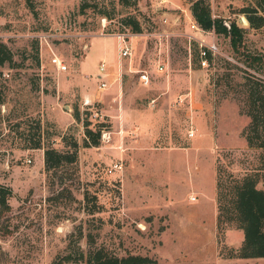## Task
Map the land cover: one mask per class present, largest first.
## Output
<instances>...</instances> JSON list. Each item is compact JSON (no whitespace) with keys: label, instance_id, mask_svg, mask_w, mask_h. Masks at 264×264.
<instances>
[{"label":"rangeland","instance_id":"374dc122","mask_svg":"<svg viewBox=\"0 0 264 264\" xmlns=\"http://www.w3.org/2000/svg\"><path fill=\"white\" fill-rule=\"evenodd\" d=\"M206 2L213 17L244 30L247 50L264 53V28L250 29L236 12L255 0ZM128 14L139 20L141 33L156 35L120 26ZM190 19L188 0H0V44L14 62L0 68V185L11 190L9 212L0 219V264H56L66 253L85 252L87 235L93 248L158 264H264L226 258L242 233L215 226L216 169L240 177L264 152L248 149L241 136L248 122L240 114V70L246 68L226 39L200 36ZM117 35L132 36L130 62L121 63L125 72L118 68ZM200 40L217 50L207 67L192 57V43ZM52 54L65 72L49 66ZM99 64L105 66L103 90L95 78ZM140 70L147 86L137 79ZM83 93L91 96L87 106ZM75 109L91 129L106 126L98 147H81V122L66 127ZM134 110L143 129L130 120L120 124L121 111L131 116ZM36 121L44 145L60 151L61 135L76 140L74 164L46 176L38 153L22 149ZM112 163L121 171L108 174ZM84 194L95 196L103 211L87 215Z\"/></svg>","mask_w":264,"mask_h":264},{"label":"trees","instance_id":"16d2710c","mask_svg":"<svg viewBox=\"0 0 264 264\" xmlns=\"http://www.w3.org/2000/svg\"><path fill=\"white\" fill-rule=\"evenodd\" d=\"M29 3V0H26ZM122 5H135L136 0H119ZM192 19L202 31H212L216 36H222L227 41L228 48L238 62L246 69L240 70L243 74L242 88L243 108L240 114L248 122L241 131L248 149L264 151V53L251 52L244 46V30L237 27L232 21H225L213 17L206 0H188ZM237 13L244 16L250 29L264 28V0H255L254 6H243ZM104 14V13H103ZM119 25L127 28L133 34L142 31L139 20L134 15H125L120 18ZM203 58L209 63L211 55L205 50ZM199 48L192 43V57L199 58ZM32 58L38 64L37 44L32 47ZM13 56L9 49L0 44V68H12ZM227 64V63H226ZM229 65V64H227ZM1 77V72H0ZM0 89V106L3 103ZM73 121L82 123V148L98 147L102 125L90 128L87 120L80 119L77 109L71 113ZM103 128H106L104 126ZM23 135V150H42V166L46 176L57 171L63 165L74 164L77 157L78 144L72 136L61 135L59 142L63 150H56L51 143L43 144L45 137L39 121L29 127ZM11 190L0 185V219L9 212L8 199ZM83 210L87 215L103 211L95 196L83 195ZM215 226L217 229L231 228L242 233V240L236 249H229L226 258L253 260L264 259V152L256 157V163L249 171L240 177H233L219 168L215 173ZM94 241L90 235L86 236L87 249L79 251L74 257L70 253L64 254L56 264H158L152 259L139 255L116 256L103 248H93Z\"/></svg>","mask_w":264,"mask_h":264},{"label":"built area","instance_id":"2783aa9c","mask_svg":"<svg viewBox=\"0 0 264 264\" xmlns=\"http://www.w3.org/2000/svg\"><path fill=\"white\" fill-rule=\"evenodd\" d=\"M162 2L164 0H161ZM164 23H165V19H163ZM189 28L191 29V31L198 33L200 36H202V34H206V35H210L213 34L212 31H202L195 23V21L193 19H190L189 21ZM135 35H141L144 37H153L156 35L154 30H148V31H144L142 33L139 34H135ZM214 35V34H213ZM132 38V36H128V35H117L115 36V39L117 41V48H118V60H129L131 58L132 55V49L131 46L129 44V40ZM203 42L200 40L197 44V47L199 48V59H200V66L201 67H207L208 63L207 61L203 58L204 56V51H202V49H205L210 55L211 57L214 56L217 53L216 47L215 45L210 42L208 44H202ZM48 64L49 66H51L57 73H62L66 71V66L55 56L52 54V56H50L49 60H48ZM156 70L158 72H162L163 71V66L158 64V66H156ZM97 74L95 76L96 80L98 81V89L99 90H103L106 88V84L103 82V78L105 77V66L103 64H99L98 69H97ZM138 74V81L142 86H147L149 84V78L148 75L145 71L140 70L137 71ZM82 105L83 106H87L89 105V102L83 98L82 100ZM149 106L153 107L154 106V100H150L149 101ZM187 136L190 138L191 136H193V131H189L187 133ZM100 138L101 140H106V135L104 133L100 134ZM29 160H26V163H29ZM115 171H121V165L119 163H112L109 168L107 169V173L111 174L112 172ZM191 201L193 200V198L190 199Z\"/></svg>","mask_w":264,"mask_h":264},{"label":"crops","instance_id":"0c3cea01","mask_svg":"<svg viewBox=\"0 0 264 264\" xmlns=\"http://www.w3.org/2000/svg\"><path fill=\"white\" fill-rule=\"evenodd\" d=\"M111 37V36H110ZM113 38V37H112ZM115 38V37H114ZM131 59V58H130ZM130 59H129V62H130ZM117 61H118V68H119V71H127L126 70V68H122V65H121V63L122 62H124V60H118L117 59ZM129 70H131V68L129 67ZM109 71V70H108ZM107 71V72H108ZM58 93V92H57ZM56 93V94H57ZM58 95H59V93H58ZM83 97H85V98H87L89 101H91V96L90 95H88V94H86V93H83ZM65 108V107H64ZM127 113V112H126ZM126 113L125 112H123V111H121V114H120V124L122 125V124H124L127 120H130V121H132V122H134V124L136 125V128L137 129H140V128H142L143 129V126L144 125H141L142 124V120L141 119H139V117L140 116H138V112L136 111V110H134V113L131 115V116H128V115H126ZM68 115V114H67ZM142 116V115H141ZM69 117H70V120H69V122L67 123V125H66V127H68L69 125H71L72 123H73V119L71 118V116L69 115ZM130 117V118H129ZM133 119H135V121H133ZM140 120V121H139ZM110 123V122H109ZM133 124V123H132ZM110 125H111V123H110ZM65 127V128H66ZM65 128L62 130V131H64L65 130ZM116 132V131H115ZM37 153H38V155H39V158L41 157V163H42V152L40 151V150H35ZM35 151H30V152H35Z\"/></svg>","mask_w":264,"mask_h":264},{"label":"bare ground","instance_id":"6f19581e","mask_svg":"<svg viewBox=\"0 0 264 264\" xmlns=\"http://www.w3.org/2000/svg\"><path fill=\"white\" fill-rule=\"evenodd\" d=\"M85 99L89 102V100L87 98H85Z\"/></svg>","mask_w":264,"mask_h":264},{"label":"water","instance_id":"95a60500","mask_svg":"<svg viewBox=\"0 0 264 264\" xmlns=\"http://www.w3.org/2000/svg\"><path fill=\"white\" fill-rule=\"evenodd\" d=\"M65 108H67V107H65ZM68 109V108H67Z\"/></svg>","mask_w":264,"mask_h":264}]
</instances>
